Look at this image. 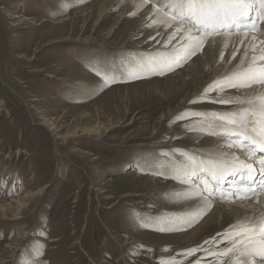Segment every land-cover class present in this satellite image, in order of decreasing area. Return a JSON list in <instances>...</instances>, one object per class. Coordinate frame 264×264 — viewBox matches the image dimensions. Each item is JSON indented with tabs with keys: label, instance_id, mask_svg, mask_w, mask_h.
Returning a JSON list of instances; mask_svg holds the SVG:
<instances>
[{
	"label": "rangeland",
	"instance_id": "obj_1",
	"mask_svg": "<svg viewBox=\"0 0 264 264\" xmlns=\"http://www.w3.org/2000/svg\"><path fill=\"white\" fill-rule=\"evenodd\" d=\"M142 1L158 8L154 0H0V206L34 195L25 208L12 204L0 212V264H160L172 257L177 264H210L203 250L177 254L212 247L205 241L219 240L237 223L225 218L203 226L188 244L187 230L158 231L144 222L173 212L155 199L169 177H157L156 187L143 164L173 168L183 162L173 150L198 153L187 136L200 118H174L238 103H183L196 84L182 88L176 73L190 60L164 74L141 72L108 85L96 80L94 66L107 65L116 77L159 49L143 35L131 36L141 24L135 7ZM77 80L100 86L86 96L72 88ZM16 214L18 220H8Z\"/></svg>",
	"mask_w": 264,
	"mask_h": 264
},
{
	"label": "snow or ice",
	"instance_id": "obj_2",
	"mask_svg": "<svg viewBox=\"0 0 264 264\" xmlns=\"http://www.w3.org/2000/svg\"><path fill=\"white\" fill-rule=\"evenodd\" d=\"M153 7L156 8V5ZM164 9L168 10L164 13L165 16L178 22V26L171 33L166 44L181 32L184 35L180 39L187 43L182 44L181 48L176 49L173 54H161L137 61L136 66L128 70V75L133 78H141V72L164 74L165 71H171L174 65L179 66L182 61L195 56L203 48L208 36L220 34L221 31L225 33L232 30L257 31L258 24L264 21V0H166L158 10ZM256 51L257 48L253 45V52ZM90 70L105 85L117 82L115 75L106 73L99 67L94 66ZM254 85L264 87V48L259 49V55H253L246 68L223 79L212 81L200 94L199 99L189 103L209 102L221 105L244 103L238 97L222 98L220 93H223L225 89L252 88ZM212 92L217 93L216 99L209 97V93ZM247 103L255 107L225 112L180 113L174 118L180 121L191 119L193 116L199 117L200 119L196 121L199 127L195 130L212 136L225 137L229 141L235 138L224 146L239 148L247 156V160H241L235 155L231 160H214L186 150H173L182 157L183 162L173 163L175 174L170 178L184 184H191L194 177L199 178V183L195 187L200 191L186 192L184 198L198 197L204 193L212 196L216 192H220L223 198H227L222 189L230 176L238 177L241 181L235 188V195L241 199H247L250 194L264 192V155L257 156V153H264V92L258 93ZM162 155L166 156L167 153ZM154 174L164 175L162 172ZM204 198L207 199L206 196ZM157 230L165 231L166 229ZM217 236L220 237L219 240L214 237L211 241H205V244L212 245L210 248H190L177 255L187 257L198 250H203L213 257L210 264H264V215L256 221H237ZM224 241H227L230 246L219 249L217 246ZM160 264H177V261L175 257H172L161 260ZM196 264H200V261L197 260Z\"/></svg>",
	"mask_w": 264,
	"mask_h": 264
},
{
	"label": "bare ground",
	"instance_id": "obj_3",
	"mask_svg": "<svg viewBox=\"0 0 264 264\" xmlns=\"http://www.w3.org/2000/svg\"><path fill=\"white\" fill-rule=\"evenodd\" d=\"M154 2L159 3V5L154 4ZM165 2L166 0H154L152 5H156L158 7L155 10L152 9L151 5L148 4L145 5L144 1H142L139 4L136 3L137 6L135 8H139L140 17H141L139 23L141 24H137V29L133 31L131 36H134L133 37L134 39L136 37L138 38V36L143 35L144 36L143 40H147L150 43H153L154 45L157 44L160 45L156 47V49L157 48L159 49L157 50L153 49L151 51V52L154 51L151 57H156L161 54H173L176 49L181 48L182 44L187 43V41H182L180 39V37L184 35V33L181 32L177 34L175 39H172L170 43L166 44V42L169 41V36L171 35L172 32L175 31V28L178 26V22L171 20L170 17L168 16H165L164 13L168 11L167 9L163 11L158 10L159 6ZM14 18H18V17L15 15L13 16V19ZM263 24L264 21L260 23L257 31L240 32L234 35L232 34L227 35L224 33L222 35L208 36L202 48L203 49L202 53L198 51L195 56H192L191 58L187 59V61L190 60V63H188V65H186L183 69L177 70L176 74L179 75L180 86H182V88L185 86H189V83L196 84L195 91L192 92V94H190V97L186 98L189 94L188 91L185 93L186 96L185 99L182 98V100L184 99L183 103L185 102V104H187L192 98L196 99L198 97L199 99L200 94L203 92V90L205 89L204 87L208 82H212L217 79H223L226 76L232 75L234 72L246 68L248 64L251 62L253 55H259V49L264 48V43H262V41H264ZM146 26H148L147 29L141 30ZM146 30L148 33H145ZM253 45H255L257 48L256 52H253ZM137 46H139V44H137ZM137 60H141L139 56L137 57ZM135 64L136 62L134 61L133 63H130L129 67H126L125 69L129 70L130 68L135 67L136 66ZM173 67L175 68V65ZM99 68L102 71H105L106 73L110 74L111 69L109 66L100 65ZM126 76H128V71H126L124 74H120V73L117 74L116 78H124ZM96 80H99V78ZM62 83H64L63 86L61 85L62 87L64 86L66 87L68 86L67 84H69L64 79H61V84ZM98 84L100 83L98 82ZM61 86L59 85V87ZM99 86H97L93 82L86 83L84 81L77 80L76 84L72 88L76 89L81 94L87 96L88 94L96 92ZM226 90H224L226 91L224 94H227L226 97L228 98L224 97L225 99L238 97L240 101H244V103H238L236 104V106L232 107L229 110V111H236L241 108H248V109L254 108L255 105H250L247 103V101L249 99H252L258 93L264 92V87L259 85H254L252 88L226 89ZM198 91L200 92L198 93ZM195 93H198L196 95L197 97L194 96ZM0 106H2L1 102H0ZM202 109L203 108H201V110L200 109L198 110L208 112V110H202ZM213 109H215L216 111L219 110L218 112H225L227 108L225 107L223 109L220 106V107H213ZM98 128L101 127L98 126ZM90 131L96 132L97 134V130H90ZM200 132L198 131L191 132V134L187 136V143L188 142L189 144L193 143V145L190 147H193L192 149L194 152H198L196 155L205 158H212L214 160H221V159L231 160L233 155H235L238 156L241 160H247L246 153L243 150L239 148H228L224 146L227 143L234 141L235 138L234 140L229 141L225 137L216 138L212 135L203 134V133L201 134ZM19 151L17 150L16 154H19ZM8 156L10 157V155ZM152 164H153L152 161L150 160L146 161L143 164V168L147 167V169L145 170L147 171L146 176L149 177L148 174L150 173L152 174L151 178L154 177L152 179L153 180L152 182L156 187L159 186V182H157L158 179L157 177H160L161 179V176L154 173L162 172L164 174L163 177L166 176L169 177L168 180L164 181L165 186L160 185L159 187L162 190L164 189L163 191L164 194L161 195V193L159 192L160 194H157L155 196V199L157 200L160 199L161 203L159 204L161 206H164L165 209H167L168 207L171 208L173 213L171 218L165 216V218L148 219V220H144V222L148 225L149 224L154 225V227H160L170 230H178L179 232L187 230V233L183 237V241L185 243L191 244L195 240L197 233L202 231L203 226L205 227L208 225H214L215 223L219 222L222 219L234 218L235 220L237 219L238 221L243 220L246 222H251L258 220L259 217L264 215V192H260L258 194H250L247 199H241L239 198V196L235 194L229 196L228 194L230 192L225 195V197L227 198H223L221 195L208 197L207 193H205L202 196L186 199L184 198V194L186 192H190L194 190L200 191V189L195 187V184L193 182L194 180L192 179L191 184L180 183L176 179L170 178L175 174L173 172V168H168L169 166L171 167V165L157 162L158 167H156ZM132 174L133 175L135 174L134 171L132 170H129L127 173V175H132ZM153 184H151V186ZM226 188L228 189V187ZM21 189L25 191L24 188ZM205 196L207 197L206 200L204 198ZM31 197H34V195L31 194L24 198H20V197L9 198L8 199L9 204L7 205L5 204V206H0V212H5L6 210H9V208L11 209L12 204H14L19 211L26 207L25 199ZM3 218L6 219L5 217ZM18 219H19L18 214H16L13 215V217H11V219L8 220L15 221ZM193 221L196 222V225L195 223H192ZM199 221L200 223H198ZM191 223L194 225L192 226ZM135 225L136 227L134 226L132 229H136L138 227L136 223ZM191 226L193 228L190 229L189 227Z\"/></svg>",
	"mask_w": 264,
	"mask_h": 264
}]
</instances>
